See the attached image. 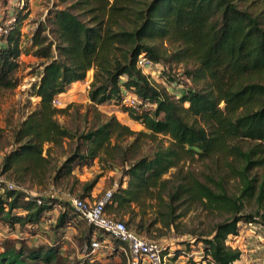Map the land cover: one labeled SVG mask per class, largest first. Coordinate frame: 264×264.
Wrapping results in <instances>:
<instances>
[{
  "label": "trees",
  "instance_id": "1",
  "mask_svg": "<svg viewBox=\"0 0 264 264\" xmlns=\"http://www.w3.org/2000/svg\"><path fill=\"white\" fill-rule=\"evenodd\" d=\"M25 9L24 5L21 10ZM22 11L11 14L15 22L9 34L0 37V92L20 87L19 60L32 56L40 63L27 95L38 102L12 131L15 148L3 156L1 175H18L21 181L36 176L48 162L44 153L69 141H76V148L55 179L69 178L75 163L91 167L94 160L102 164L104 157L120 151L119 162L130 163L119 182L126 186L116 190L107 210L126 209L131 215L132 205L163 201L171 220L173 205L199 203L227 216L199 241L200 263L239 261L242 253L226 247L225 241L238 235V223L254 221L253 215H240L244 201L255 198L259 207L264 206V0H71L69 7L49 11L28 45L22 39L27 18ZM141 54L160 66L176 93L157 87L136 68ZM172 66L181 67V75L171 73ZM90 70L94 74L89 101L96 106L115 104L144 131L133 132L115 116L80 134L59 123L57 117L67 111L52 101L74 83L85 82ZM124 91L138 98L136 112L122 103ZM4 130L0 126V136ZM159 136L168 145L151 156L128 160L134 143L121 147L127 138ZM218 159L239 179V197L227 196L218 183V190H213L186 168ZM254 170L262 172L261 178L249 177ZM93 184H86L85 190L92 191ZM37 200L6 189L0 195V225L12 233L16 227L32 232L56 203L64 211L56 220L55 233L77 218L67 203L48 197L37 205ZM69 207L77 215L70 217ZM55 236L48 246L5 241L0 264H62L61 237ZM174 251L176 257L184 256ZM85 259L80 264H126L125 259Z\"/></svg>",
  "mask_w": 264,
  "mask_h": 264
},
{
  "label": "rangeland",
  "instance_id": "2",
  "mask_svg": "<svg viewBox=\"0 0 264 264\" xmlns=\"http://www.w3.org/2000/svg\"><path fill=\"white\" fill-rule=\"evenodd\" d=\"M10 1L13 2L14 6L11 5ZM21 3L26 6L23 11L18 8ZM70 5L71 0H66L65 3H62L61 0H0V23L8 19L11 14H18L22 11L21 14L27 16L21 27L22 39L28 45L37 24L43 23L48 17L49 11L55 8L64 9ZM74 12L78 14L77 11ZM80 18L83 20V17L80 16ZM160 46L158 45V47ZM19 62L20 68L17 76L21 82L20 87L14 91L0 92V126L5 129L0 136V172L3 156L15 148L12 142V131L23 122L24 117L35 108L38 102L36 98L28 96L27 93L31 84L37 80V67L40 61L32 56H21ZM170 70L176 76L182 73L181 67L172 66ZM93 74L94 72L90 70L85 81L93 78ZM149 78L157 87L165 89L169 87V92L176 93L177 90H174L171 85L168 86V77L166 73L160 70V67L155 68L154 72L150 73ZM83 84L86 82L71 85L68 91L60 96L61 105L57 108L67 111L65 115L57 117L61 125L80 134L115 116L133 132L144 131L140 124L130 121L127 116L123 115L115 104L96 106L90 102L88 90ZM133 143L135 148L131 150L133 153L128 155V160L151 156L160 146L168 145L167 139L162 136L157 137V139L131 137L121 142V147L127 148ZM76 145V141H69L64 144L63 148L51 147L47 155L44 153L48 161L46 167L36 176L27 175L23 181L18 178V175L10 173H5L4 177L20 187L24 194L43 200L52 197L60 203L68 204L71 197H76L93 201L110 190L113 183L121 181L122 173L130 163L121 164L119 160L122 152L115 151L111 154L113 157H104L102 164L97 160L93 161L91 167H80L75 163V166L73 165L74 171L69 178L55 179L54 177L66 164L65 161L72 155ZM186 168L193 169L198 180L208 182L213 190H218V183L225 190L227 196H240L241 184L239 179L232 177L230 172L228 173L220 159L208 161L206 164H187ZM260 174L262 175V172L254 170L251 171L249 177L252 178L257 175L258 179L261 178ZM167 177L169 175L165 176V178ZM92 183H94L92 191L85 190L86 184ZM254 199L249 202L243 200L244 207L240 213V215H253L254 221L252 223H238V236H233L231 240L232 246L237 247V250L242 253L239 264L264 261V206L259 207ZM173 206L175 211L171 220L166 217L167 212L163 201H146L139 207L132 205L133 213L131 215L127 213L126 209H120L116 212L108 209V213L115 219L125 222L128 229L134 231L138 236L170 245L174 250L183 252V259L180 257L181 264H201L203 244L199 241L206 239L214 226L226 220L227 216L219 211L205 208L199 203L179 202ZM69 208L70 217L74 216L73 214L77 215L71 207ZM63 211L62 204H54L32 232L31 229L16 227L12 233L4 225H0L2 227L0 229V247L7 240L16 243L23 241L30 246H48L54 239H57L55 234H60L62 264H80L86 260L84 248L88 246V241L90 243L94 235L100 237L101 233L91 228L92 232L89 234L88 229L90 227L79 215L76 216L77 218H73L66 225L67 227L65 226L60 232L55 233L53 229L56 220ZM130 218L133 220L128 223ZM121 247L118 243L114 244L116 250L111 252L110 256L106 255L104 262L111 260L117 262L125 259V252L121 250Z\"/></svg>",
  "mask_w": 264,
  "mask_h": 264
},
{
  "label": "built area",
  "instance_id": "3",
  "mask_svg": "<svg viewBox=\"0 0 264 264\" xmlns=\"http://www.w3.org/2000/svg\"><path fill=\"white\" fill-rule=\"evenodd\" d=\"M23 7V3L18 6L19 9ZM14 22L15 19L13 15H10L8 19L0 23V37L9 34L11 30L10 25ZM158 67L160 66L154 64L152 60L144 54L139 55L136 60V68L148 78L150 73L154 72V69ZM89 85V83L84 84L87 90L89 89ZM122 94V103L136 112L139 106L138 98L128 91H124ZM60 96L54 98L52 101L53 106L57 107L61 105ZM125 186V181L122 182V185L115 182L112 184L110 190H107L93 201L76 197H71L68 200L69 206L74 208L86 225L101 233L100 237L94 235L90 244L84 248L86 257L89 256L93 260L103 261L106 255L112 254L111 252L114 250V244L118 242L122 246L121 250L125 252L126 264H181V258L183 259L184 256L181 258L176 257L174 248L170 245L147 240L138 236L134 231L128 229L125 222L115 219L108 213L107 206L111 203L114 193H116V190L120 187L125 188ZM6 189L21 191V188L7 180L4 174H0V195H4ZM29 197L34 196L27 195V199ZM36 203L40 205L41 199L38 198ZM233 236L234 235H230L227 238L225 246L237 250L238 248L231 244ZM235 264H239V261ZM252 264H264V261H254Z\"/></svg>",
  "mask_w": 264,
  "mask_h": 264
},
{
  "label": "crops",
  "instance_id": "4",
  "mask_svg": "<svg viewBox=\"0 0 264 264\" xmlns=\"http://www.w3.org/2000/svg\"><path fill=\"white\" fill-rule=\"evenodd\" d=\"M11 2V5H13V2L12 1H10ZM14 6V5H13ZM10 14H11V11H10ZM92 79V78H91ZM91 79L90 80H87V81H85L86 83H89L90 84V82H91ZM76 84H79V83H74L73 85H76ZM84 85V84H83ZM2 227L0 226V229H1ZM3 237V236H2ZM8 237H11V236H8ZM0 250H1V247H0Z\"/></svg>",
  "mask_w": 264,
  "mask_h": 264
}]
</instances>
